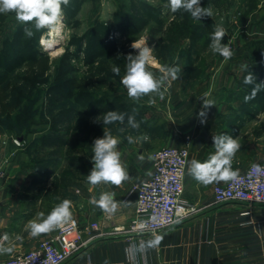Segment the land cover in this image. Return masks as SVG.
Masks as SVG:
<instances>
[{
	"label": "rangeland",
	"instance_id": "374dc122",
	"mask_svg": "<svg viewBox=\"0 0 264 264\" xmlns=\"http://www.w3.org/2000/svg\"><path fill=\"white\" fill-rule=\"evenodd\" d=\"M201 6L210 7L212 17L195 20L182 9L173 13L169 0H70L69 5L62 6V37L52 47L41 44L50 29L37 31L32 24L18 22L15 13H0L1 60L12 64L28 57L10 71L0 65V79L4 80L0 84V167L5 160L20 155V166L39 168L49 160L50 170L55 169L78 196L85 193L93 198L96 194L98 198L100 193L110 192L114 185L93 187L87 181L93 167L94 140L103 137V130L110 131L120 140L118 151L127 168L133 163L126 154L129 135L139 138L146 134L149 140L162 138L173 116L167 105L173 104L171 95L176 80L170 79L166 84L164 99L152 94L135 101L127 96L121 78L126 57L137 54L131 47L134 41L144 40L152 47L153 59L148 70L159 77L161 68L179 66L178 77L188 81L189 89L201 80L216 78L224 70H242L244 77L246 68L242 66L248 67L256 51L264 48V0H201ZM185 18L191 28L187 34L182 33ZM216 25L226 30L222 43L228 44L234 53L227 61L209 47ZM25 27L32 28L31 38L25 35ZM193 31L197 33L195 38H199L197 42H193ZM37 44L42 46L43 58H35ZM7 48L13 51L5 55ZM114 67L120 69L119 75L113 72ZM71 109L75 111L74 117L86 118L96 126L100 122L93 123L94 118L101 116L102 120L104 113L116 109L134 115L139 128L115 122L103 126L99 134H74L75 119L55 120L57 116L69 117ZM159 113H164L166 119H159ZM43 137L55 141L53 147L40 150L45 143L41 142ZM27 223L14 221V217L1 218L0 235L8 233V237L4 240L0 236V240L11 242V232L25 229Z\"/></svg>",
	"mask_w": 264,
	"mask_h": 264
},
{
	"label": "crops",
	"instance_id": "0c3cea01",
	"mask_svg": "<svg viewBox=\"0 0 264 264\" xmlns=\"http://www.w3.org/2000/svg\"><path fill=\"white\" fill-rule=\"evenodd\" d=\"M243 74L242 70H224L216 78L210 75V80H201L193 89H189L188 81L182 78L174 82L171 95L173 104L167 105L173 115L172 122L167 123L166 132L164 130L162 133L164 136L144 141L133 134L129 137L136 142L130 144L126 140V154L133 163L127 167L130 179L118 188H109L110 192L115 193V200L121 202L114 214L104 213L91 204V194L78 196L55 169L20 166L23 158L20 155L5 160L4 166L0 167V221L1 218L14 217V221L29 222L36 219L40 212L46 216L58 204L54 201L68 199L72 201V217L84 224V230L93 222H106L111 226L127 225L135 217L136 196L131 190L134 185L151 178L153 153L164 147H184L188 136L192 139L188 165L193 159L201 162L207 160L215 152L212 136L221 134L238 138L241 143L232 162L234 170L243 172L254 163H264V97L260 93L245 102V96L250 95L252 90L242 84ZM205 94L206 98L214 101V106L208 110L206 123L201 124L198 115L203 110L200 98ZM159 114V119H166L164 113ZM140 156L144 157L143 161L139 159ZM149 172L151 175L147 174ZM39 174L47 176L43 179L38 177ZM215 184L204 186L198 183L188 174L187 167L184 198L201 207L202 211L164 230L160 234L163 239L157 247L143 253L133 252V245L138 247L154 238L150 233L105 235L89 239L98 231L90 234L88 230L85 232L88 244L65 264H264V205L250 206L241 202L212 205ZM117 189L123 192L116 194ZM93 196L99 199L96 194ZM57 232L58 229L31 237L26 227L23 230L15 229L11 232L10 238L13 239L9 243H4L8 233L0 235L4 239L0 240V244L13 248L10 254H0V259L27 253ZM7 254L9 256L5 257Z\"/></svg>",
	"mask_w": 264,
	"mask_h": 264
},
{
	"label": "clouds",
	"instance_id": "9594fccd",
	"mask_svg": "<svg viewBox=\"0 0 264 264\" xmlns=\"http://www.w3.org/2000/svg\"><path fill=\"white\" fill-rule=\"evenodd\" d=\"M70 0H0V13H15V18L22 24H32L35 30L58 28L64 15L63 7L69 5ZM170 10L176 13L178 10H184L190 13L195 20H202L205 17H212L213 12L210 7H202L201 0H169ZM24 33L31 38L34 35L32 28L25 27ZM226 36V30L221 25H216L211 34V43L209 45L213 53H218L225 61L234 55L228 44L222 43ZM131 47L137 50L136 55L129 54L125 66V74L121 78V83L127 90V96L135 101H139L143 96L155 94L160 99H164L167 92L166 84L169 80L179 79L178 73L181 71L179 66H165L160 69L162 75L157 77L148 70L152 57V47H149L144 40L133 42ZM247 68V65L242 66ZM116 75L120 74L118 67L113 68ZM244 84H253L254 87L250 95L245 96V102L254 99L257 93L264 89V82H257L256 76L250 71L244 78ZM205 97L200 98L202 109L199 112L200 123L207 121L208 110L214 106V101ZM126 113H120L115 110L108 111L101 116L94 118L93 123L102 122L103 125L119 122L124 124ZM127 124L133 128H139V122L135 120L134 115H127ZM103 137L96 138L93 142L92 156L93 167L86 176L89 184L96 186L100 184H111L120 186L123 182L130 179L126 166L121 161V153L118 151L120 140L113 136L110 131L103 130ZM138 139L147 141L149 137L145 134ZM215 152L210 154L208 159L201 162L193 159L188 165V174L198 183L207 186L212 183L231 182L237 183L240 179L239 170L232 168V162L235 154L240 150L241 143L238 138H233L227 134L212 136ZM128 142L134 143L133 137H128ZM151 158V157H149ZM141 161L144 160L140 156ZM264 173V168L260 165L253 164L249 177L253 174ZM151 175V173H147ZM90 203L97 206L104 213L114 214L121 202L115 200L114 192H102L99 199L92 198ZM72 202L64 199L45 216L43 212L37 214V218L30 220L26 225L31 237H38L41 234L51 233L72 219ZM152 221H157L153 216ZM178 223V221H176ZM147 222L141 221L140 228L145 229ZM7 240V236L4 237ZM163 237L155 235L154 238L147 242L141 243L138 247L133 245V252H145L149 248L157 247ZM12 247H4L0 244V254L12 253Z\"/></svg>",
	"mask_w": 264,
	"mask_h": 264
},
{
	"label": "built area",
	"instance_id": "2783aa9c",
	"mask_svg": "<svg viewBox=\"0 0 264 264\" xmlns=\"http://www.w3.org/2000/svg\"><path fill=\"white\" fill-rule=\"evenodd\" d=\"M191 142L192 139L188 136L184 147H164L153 153L151 178L134 185L131 190L136 196L135 217L127 225L111 226L106 222H97L84 230L81 223L72 218L53 237L41 241L33 250L6 260L0 259V264H65L88 244L89 241L85 238L88 230L90 234L98 231L89 239L105 235L143 233L154 236L199 214L202 208L184 198ZM254 164L264 168V163ZM252 165L239 172L240 179L237 183H216L213 187L212 205L223 206L234 202L250 206L264 205V173L253 174L250 178L248 174ZM153 216L157 217V221H152ZM141 221L147 222L145 229L140 228Z\"/></svg>",
	"mask_w": 264,
	"mask_h": 264
},
{
	"label": "trees",
	"instance_id": "16d2710c",
	"mask_svg": "<svg viewBox=\"0 0 264 264\" xmlns=\"http://www.w3.org/2000/svg\"><path fill=\"white\" fill-rule=\"evenodd\" d=\"M188 16V14L186 15V17ZM184 25V29H183V32L182 33H188L191 31V28L190 26L187 24V18H185V23H183ZM181 28V27H180ZM197 35V33L195 31H193L191 33V36H193V42H197L199 40V38H195V36ZM263 46V44H262ZM11 51H13L12 48H7L4 52H5V55L6 54H11ZM35 58H43L45 56L44 52H43V49H42V46L37 44L36 47H35ZM28 58V57H26ZM26 58H23V60H21L20 62H17V60L13 61V63H5L1 60L0 58V65L3 66L5 65V70L7 71H10L12 69H14L15 67V64H23L24 63V60ZM34 58V57H33ZM252 72L256 78H257V82L260 83V82H264V48H261L259 50L256 51V55L254 57V59L252 60V62L250 63V65L246 68V72H245V75L243 77V80H242V84L249 88V89H253L254 85L253 84H250V85H246L244 84V78L246 75H248L249 72ZM4 81L3 79H0V84H2ZM263 90V91H262ZM262 93L263 97H264V89H261L257 94L259 96V94ZM116 111V109H113ZM117 112H119V110H117ZM69 113V117H66V118H63L61 116H57L55 117V120L57 122H66V121H71L73 119H75V123H74V134H78V135H82V134H99L101 133L102 131V128L103 126H106V125H103L102 122H100V124L98 126L96 125H93L88 119L86 118H82V117H74L75 116V111L74 109H71L68 111ZM127 122V117H125V122ZM41 142H45L43 145H41V149L40 150H44L46 149L47 147H53V144H55V141H53L52 139H48V137H43ZM49 165H51V163L48 161H45L43 163V165H41L39 168H46V167H49ZM41 181V180H40Z\"/></svg>",
	"mask_w": 264,
	"mask_h": 264
},
{
	"label": "bare ground",
	"instance_id": "6f19581e",
	"mask_svg": "<svg viewBox=\"0 0 264 264\" xmlns=\"http://www.w3.org/2000/svg\"><path fill=\"white\" fill-rule=\"evenodd\" d=\"M62 26L61 22L58 28L50 29L48 33L42 38L41 44L46 47H52L57 42L58 38L62 37Z\"/></svg>",
	"mask_w": 264,
	"mask_h": 264
}]
</instances>
